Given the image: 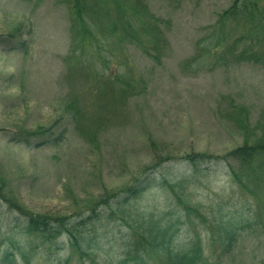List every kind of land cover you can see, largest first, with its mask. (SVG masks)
<instances>
[{
  "label": "rangeland",
  "instance_id": "rangeland-1",
  "mask_svg": "<svg viewBox=\"0 0 264 264\" xmlns=\"http://www.w3.org/2000/svg\"><path fill=\"white\" fill-rule=\"evenodd\" d=\"M70 1L0 0V258L10 251L16 264H118L122 210L182 214L179 243L199 238L218 264H264V163L252 165L254 177L238 168L242 185L229 173L242 164L221 158L264 142V66L216 64L222 48L209 49L233 0H144L161 34L143 45L110 36L101 2L86 16L92 40L83 49L77 42L74 55ZM123 82L134 89L123 94ZM198 153L215 158H187ZM148 175L158 184L119 208L115 198ZM221 213L237 225L228 246ZM87 215L102 246L88 256L66 236L45 242L25 230L29 216Z\"/></svg>",
  "mask_w": 264,
  "mask_h": 264
},
{
  "label": "trees",
  "instance_id": "trees-1",
  "mask_svg": "<svg viewBox=\"0 0 264 264\" xmlns=\"http://www.w3.org/2000/svg\"><path fill=\"white\" fill-rule=\"evenodd\" d=\"M101 2L106 3V10L111 16V37L120 43L122 40L125 42L128 39L135 40L137 44L142 45L151 44L149 42L151 39L159 42L158 37L161 34L159 22L148 11L144 0H96V2L71 0L70 7L75 35L71 55L77 51V42H79V49H83V41L85 39L92 40L94 36L93 24L86 16L95 11L94 8ZM112 14H115L113 19ZM136 19L139 21L135 22ZM211 39L214 42L213 45L211 44L213 47L209 48L210 51L222 48L221 52H223L217 56L216 64L219 62L226 65L246 61L264 66V0H233L231 6L222 12L215 22ZM151 48L145 47L147 51ZM116 79L115 81L119 80ZM123 85H126L123 94L129 93L131 88L134 89V85H130L128 82H123ZM187 158L194 162L196 159L207 161L215 157L198 153L194 156H187ZM221 158L235 161L239 165L242 164L240 167L231 165L229 173L234 182L243 185V177L237 169L245 168L254 177L255 173L251 171L252 165L264 163V142L245 143L230 150ZM163 180H165L164 183L167 182L166 179ZM157 184L156 177L148 175L136 186H130L128 188L130 193L125 192L123 197L115 198V203L119 208H123L131 200L130 195L138 196ZM256 193L258 191L251 192L259 199V193ZM91 209L94 212L95 209ZM188 209L191 210L190 208L185 210ZM106 214L102 212L99 217ZM124 214L128 228H126L123 243L120 245L122 252L113 258V262H118V264H155L154 255L159 254L163 259V264H218L204 252L199 238L190 236L179 243L177 229L184 215L148 212L135 216L128 215L126 211L121 210L120 219ZM97 215L96 212L93 213L95 218ZM93 216L80 217L73 222L64 218H55L54 223L46 216H29L25 230L31 235L41 237L45 242L66 236L70 246L80 257L88 256L93 250H100L99 248L102 247L97 241V233H94V225L91 221ZM259 218L258 215L251 214L248 220L257 221ZM216 222L220 232L219 236L223 239L222 242L226 246L230 245L236 234L235 220L221 213ZM1 251L2 242L0 238V254ZM71 252L73 253L72 250ZM23 257L26 259L25 253H23ZM0 264H16L14 253L5 252L0 258Z\"/></svg>",
  "mask_w": 264,
  "mask_h": 264
}]
</instances>
